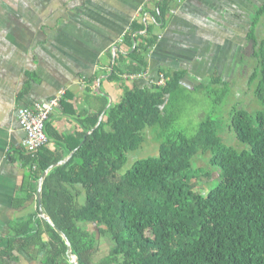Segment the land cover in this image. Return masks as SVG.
Here are the masks:
<instances>
[{"label": "trees", "instance_id": "obj_1", "mask_svg": "<svg viewBox=\"0 0 264 264\" xmlns=\"http://www.w3.org/2000/svg\"><path fill=\"white\" fill-rule=\"evenodd\" d=\"M153 1L124 34L109 72V81H132V87H123L110 106L99 97L100 111L85 114H77L69 102L73 95L64 93L57 108L79 115L80 131L62 135L47 121V143L31 154L23 146L16 152L15 162L27 171L16 206L35 200L37 207L0 234V264H6L2 253L14 252L42 264H71L68 243L77 264H264V22L262 37L256 32L264 2L244 26V47L253 44L248 85L258 109L253 115L236 108L230 115L229 135L242 146L238 150L224 144L210 116L191 133L173 128L188 97L187 72L159 70L150 77L148 60L176 0ZM97 78L86 82L87 92L97 87ZM140 81L147 85H135ZM208 82L206 90L200 84L194 92L220 86L221 96H229L218 74ZM148 130L157 155L122 173ZM199 155H210L208 169L196 166ZM50 168L40 197L53 227L40 217L37 200L39 181ZM214 175L218 183L209 190ZM99 238L110 245L101 259Z\"/></svg>", "mask_w": 264, "mask_h": 264}, {"label": "crops", "instance_id": "obj_2", "mask_svg": "<svg viewBox=\"0 0 264 264\" xmlns=\"http://www.w3.org/2000/svg\"><path fill=\"white\" fill-rule=\"evenodd\" d=\"M31 1L29 8L0 13L4 20L0 23V234L10 232L37 207L35 200L16 206L27 175L21 162H15L25 140L17 110L47 104L67 92L73 95L69 102L77 114L100 111L101 96L107 97L109 106L119 101L123 87H132V81L122 85L108 80L119 44L140 19L141 10L154 6L153 0ZM241 4L242 0H176L160 43L149 57L150 77L159 70L186 71L188 80L193 73L225 76L233 53L235 59L243 57L245 20L243 13H234ZM226 15L235 21L226 23ZM96 77L97 87L87 92L86 82ZM79 120V115L65 116L56 108L48 124L67 135L80 131ZM1 258L6 264H42L17 252L2 253Z\"/></svg>", "mask_w": 264, "mask_h": 264}, {"label": "rangeland", "instance_id": "obj_3", "mask_svg": "<svg viewBox=\"0 0 264 264\" xmlns=\"http://www.w3.org/2000/svg\"><path fill=\"white\" fill-rule=\"evenodd\" d=\"M261 1L262 0H259L258 4L262 5L263 3H261ZM240 3L241 1H239L237 4ZM258 4L256 0H242V4L234 8V13L238 12L240 16H242L243 13L242 20H245V29L247 28L249 21H251V18L254 15L256 8H258ZM29 6H32L31 0H0V13L3 14L8 11H20L23 7L29 8ZM223 19L226 23H228L229 21H235V17L232 15H226ZM1 22H4V20L1 19L0 15V23ZM263 22L264 20L261 21V23L257 26L256 29L259 38L262 37L263 34ZM239 36L240 34H238V38ZM242 54L243 59L245 60H243L241 56L238 55V57H236V59H238L237 62L234 57L236 56V53L234 52L232 56L233 60H230L226 66L227 74L223 77L220 76L222 81L226 82V86H228V89H230V94L228 97L226 96V99L223 98L220 92L218 91L220 88H223L220 86L211 87L210 89L212 90H210V92L202 91L196 93L194 91H190L192 88L191 85L197 87L200 84H203L206 90V87L209 86V84H207L209 83V79L206 77L210 76H202L199 73H193L189 77V80L186 79L187 83H184V88L185 94H188V97L181 103L182 111L180 113L177 112V115H179V117L178 119H176L173 128L180 127L182 130L186 131V133H191L194 127H197V125L200 123L202 118L210 116L214 121L218 123L217 128L219 137L223 138L224 140L227 139L224 141V144L238 150L242 147L235 140L232 132L231 134L233 137L229 135L230 115L232 111L236 108H245L246 110H250L251 114L253 115L255 114V111L251 110L258 109V105L254 100L252 91L249 89L248 85V78L252 73L254 62H252L251 60L253 59L252 49L248 51V44L246 43L245 50L242 52ZM245 63L246 65H248V68L245 69V73L241 75V70L237 75V70H240V68L244 66ZM237 65L239 66L237 67ZM227 83L229 85H227ZM213 92L214 94H212ZM157 146L158 145L154 139L152 130H148L145 134L143 146H141L139 150L128 154V161L125 167L123 168L122 173L130 170L134 162L156 156L158 152ZM208 157L210 158V155H208ZM208 157H203V155L197 156L196 158L198 159L195 161L196 166L199 169H208ZM217 183V177L216 175H214L209 190L214 188ZM91 230L93 231L94 228H91ZM109 249V241L106 238L105 240H101L97 249V259L105 257L109 253Z\"/></svg>", "mask_w": 264, "mask_h": 264}, {"label": "built area", "instance_id": "obj_4", "mask_svg": "<svg viewBox=\"0 0 264 264\" xmlns=\"http://www.w3.org/2000/svg\"><path fill=\"white\" fill-rule=\"evenodd\" d=\"M147 75L138 76V79L145 78ZM131 80H136L132 77ZM164 80L160 81V84ZM61 95L51 100L47 104H34L32 107L19 108L17 110V120L19 126L25 132V140L23 141V147L28 153H34L41 146L47 143V135L45 133V124L49 119L52 112L58 107L59 99Z\"/></svg>", "mask_w": 264, "mask_h": 264}, {"label": "water", "instance_id": "obj_5", "mask_svg": "<svg viewBox=\"0 0 264 264\" xmlns=\"http://www.w3.org/2000/svg\"><path fill=\"white\" fill-rule=\"evenodd\" d=\"M68 160V158L67 159H65L64 161H62L61 163H59V164H57V165H62V164H64V162H66ZM53 167H56V165L55 166H53ZM52 167V168H53ZM52 168H50L48 171H46L44 174H43V176H42V178L40 179V181H39V184H38V193H37V200H38V206H39V211H40V215L42 216V218L45 220V221H47L52 227H53V225L49 222V220H48V218L47 217H45L44 216V214H43V211H42V206H41V197H40V194H41V186H42V182H43V179L46 177V175L48 174V172L52 169ZM67 250H68V253H69V258H70V260H71V264H77V261H76V259L73 257V256H71L70 257V245H69V243L67 244Z\"/></svg>", "mask_w": 264, "mask_h": 264}, {"label": "flooded vegetation", "instance_id": "obj_6", "mask_svg": "<svg viewBox=\"0 0 264 264\" xmlns=\"http://www.w3.org/2000/svg\"><path fill=\"white\" fill-rule=\"evenodd\" d=\"M252 49V51H253V44H249L248 43V51L250 50V49ZM244 50H245V48H244ZM243 50V51H244ZM242 59H243V57H242ZM243 60H245V59H243ZM248 68V65H246V63L244 64V66H242L241 68H240V70H239V72L242 70V72H241V75H243L244 73H245V69H247ZM244 69V70H243ZM239 72H238V74H239ZM247 72V71H246Z\"/></svg>", "mask_w": 264, "mask_h": 264}]
</instances>
